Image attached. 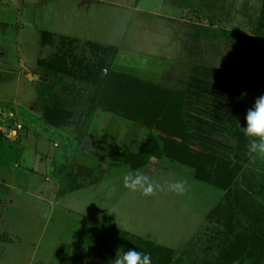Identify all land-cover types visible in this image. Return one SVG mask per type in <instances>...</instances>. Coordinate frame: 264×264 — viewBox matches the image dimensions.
<instances>
[{
    "label": "rangeland",
    "instance_id": "1",
    "mask_svg": "<svg viewBox=\"0 0 264 264\" xmlns=\"http://www.w3.org/2000/svg\"><path fill=\"white\" fill-rule=\"evenodd\" d=\"M261 5L262 0H0V264H111L120 248L102 231L99 222L103 214H108L114 226L144 242L152 240L173 250L164 254L148 245L151 264L221 262L224 238L233 237V233L211 222L208 214L224 191L196 180L192 168L163 157L157 169L145 166L129 170L127 164H113L106 151L92 163L80 165L84 176L78 180L84 185L62 196L57 194L54 171L59 161L68 164L75 156L79 124L89 98L99 88L83 68L98 63V43L118 47L117 70H125L128 64L137 74L156 82L173 64L156 63L159 58L204 57L208 62L213 58V68L237 70L239 54L222 31L247 35L249 39H240L242 42L255 39ZM43 31H48L45 42L41 40ZM63 36L70 40L64 38L61 45ZM216 50L221 51L219 58ZM53 56L64 58V66L74 73L46 72L38 65L40 59ZM105 56L108 63L110 57ZM115 88L111 102L103 105L106 110L115 109L111 114L122 125L130 120L119 114L132 99ZM230 94L234 96L233 91ZM262 95L264 81L250 87L237 119L241 130L248 109ZM153 97L163 102L157 92ZM57 99L73 113L56 128L45 123L43 114L46 103ZM160 104L155 106L158 112L164 110ZM97 113L109 112H93L88 132L95 134L98 129L96 133L103 134L108 119L101 120ZM175 122L154 130V135L167 139L162 146L170 153L183 158L186 148L202 152L196 142L202 141L233 154L232 137L226 146L217 141L225 137V128L217 125L199 132V138L189 136L184 128V137ZM145 131L144 137L149 130ZM196 164L205 175L221 170L210 158ZM128 172L154 182V192L145 195L127 188L123 178ZM72 174L73 170L67 169L62 182L73 183ZM175 180L187 181L183 195L168 190V184ZM125 245L127 250L137 248Z\"/></svg>",
    "mask_w": 264,
    "mask_h": 264
},
{
    "label": "trees",
    "instance_id": "2",
    "mask_svg": "<svg viewBox=\"0 0 264 264\" xmlns=\"http://www.w3.org/2000/svg\"><path fill=\"white\" fill-rule=\"evenodd\" d=\"M222 33H224V38L235 47L239 54L237 57V59L239 58V69L227 71L204 65L193 66L192 75L233 91L234 96L227 122V129L235 143L232 155L202 141H196L204 149L202 152L186 148L188 151L183 158L178 154L174 155L170 153L166 145L162 146L164 142L166 143L167 139L160 134L154 135V130L163 129L162 127H165L169 121H177L175 124L180 125L179 134L185 137L184 93L117 70L113 66V63L118 53V47L112 44L103 46V44L98 43L97 48L100 49L99 55H101L98 58V63L85 64L83 68H87L86 77L93 79L96 83L98 82L99 88L89 98L88 110L79 124L76 138L78 145L75 148V156H73L68 164L61 160L55 165L54 176L56 177V182L59 184L57 194L58 196H62L68 192L80 189L84 185L83 182L78 180L79 175L76 172V158L79 147L83 143V140L90 135L88 130L93 112H115V109L114 111L108 108L106 110L103 104L111 102L112 89L116 87L115 89L123 93V96H128L129 98L131 96L132 99L127 103L126 108L124 107L125 112H121L122 114L120 113L119 115H122L131 122L141 124L149 131L140 143L137 152L114 149L109 151L106 157H109L113 162L127 164L131 170L144 168L150 158L160 159L163 157L192 168V176L196 180L203 181L224 191L217 204L209 212L208 219L215 224L223 225L228 233H233V237L224 238L222 250L220 251L221 262H217L216 264H242L244 262L263 264L264 157H257L256 159L249 157L247 153L249 138L245 137L243 131L239 128L237 119L244 109L245 97L250 87L257 85V83L262 84L264 81L261 80V78L264 79V0H262L260 13L255 25V39L250 40V42H242L240 39H249V37L245 34L241 35L226 29ZM47 34L48 31L42 32L43 39L41 40L43 42L48 39L46 37ZM64 38L70 40L68 36L61 37V45ZM105 55L110 57L108 63L105 62ZM54 57L40 59L38 65L46 72H52L54 69H57L67 74L74 73L71 68L64 66V58L56 57L57 59H54ZM103 69H105L104 73H102ZM106 91L109 92L106 95L107 98L103 96V93ZM154 92L159 94L163 102L153 100L156 99L153 97ZM136 97L138 99L134 100ZM154 102L161 103L160 105L164 106V110L158 112L156 105L159 103ZM72 113V110L64 105V102L59 99L51 100L44 107L43 118L47 125L57 128L67 118L71 117ZM172 114H175V118ZM169 115L172 116V119L168 120L167 117ZM194 154H197V156H194ZM205 158H210L214 161L220 167V172L215 171L212 175L203 174L202 168L196 163L201 162V160L204 161ZM65 165H69L71 171L73 170V183L62 182L63 178H67L66 176L61 177L62 174L69 169ZM99 223L102 231L112 236L116 246L121 251H127L126 248L129 247H126L125 243H129L130 246L135 245L137 251L144 253L148 252V245L150 244L163 250L164 254L165 252L173 253L171 248L155 245L152 240L144 242L140 236L114 226L108 214H103ZM156 262L158 263V261Z\"/></svg>",
    "mask_w": 264,
    "mask_h": 264
},
{
    "label": "crops",
    "instance_id": "3",
    "mask_svg": "<svg viewBox=\"0 0 264 264\" xmlns=\"http://www.w3.org/2000/svg\"><path fill=\"white\" fill-rule=\"evenodd\" d=\"M190 53L197 56L192 51H190ZM216 53V56L218 57V53H221V51L216 50ZM216 60L218 59H215V62H217ZM166 61L167 63L173 64L171 67H167L166 70H163L162 74H160V78L158 80L159 82H156L152 77L137 74L134 71L133 67L129 66L128 64L126 65L127 67L125 68V70H119L138 76L146 81L156 83L162 87L182 91L185 95L183 106L186 122L185 128L187 129L186 131L189 136L192 135L193 137L199 138V132H202L204 130L207 131L208 129L212 130L218 125L219 127L225 128V137H218L217 141L221 140V142L224 143H221V145L225 146L232 143L231 135L227 129L229 112L233 100L232 94H230L232 93V91H226V88L222 86L192 75L191 69L195 64H203L204 66L206 65L208 67H214L213 58L210 62L205 61L204 57H200V59L177 58L176 60L159 58L156 63H166ZM115 65L116 64L113 63V66L118 69ZM27 76L30 80H33V77H31L30 75ZM97 115L99 117L102 116L101 120L104 119L105 121H107L108 119L109 123H105V131L103 132L104 135L102 134V132L97 134L96 131L98 129L94 131L95 134L91 133L90 130V135L83 140L76 158V172L81 177L84 176L78 169L81 164L92 163L93 160H96L99 155H102L106 151H111L114 149L119 150V145L129 152H137L140 143L142 142L146 133L145 127H143L139 123L125 121L124 123H122V125H118L117 116H113L111 113H97ZM114 122L117 123V125L115 124L116 126L114 125ZM227 132L229 134H227ZM106 134H108L107 138L105 136ZM163 159L164 158H151L148 161L146 167H153L152 169H157L160 166L159 161ZM112 163L118 165L121 164L113 161Z\"/></svg>",
    "mask_w": 264,
    "mask_h": 264
},
{
    "label": "clouds",
    "instance_id": "4",
    "mask_svg": "<svg viewBox=\"0 0 264 264\" xmlns=\"http://www.w3.org/2000/svg\"><path fill=\"white\" fill-rule=\"evenodd\" d=\"M246 124L242 127L245 137L249 138L247 153L251 159L264 157V95L258 97L253 106L248 109L245 116ZM124 184L131 190H141L149 195L154 192V182L140 173L128 172L124 175ZM186 180H175L168 184V190L176 195L186 192ZM111 264H151V256L148 253L128 249L119 250Z\"/></svg>",
    "mask_w": 264,
    "mask_h": 264
}]
</instances>
